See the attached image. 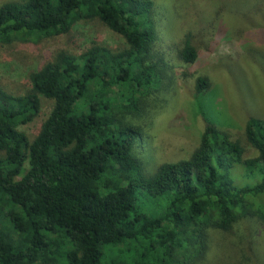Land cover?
<instances>
[{"label":"trees","instance_id":"1","mask_svg":"<svg viewBox=\"0 0 264 264\" xmlns=\"http://www.w3.org/2000/svg\"><path fill=\"white\" fill-rule=\"evenodd\" d=\"M214 1L0 5V45L65 35L80 21L127 45L59 51L30 72L26 93L0 87V264H264V118L248 115L238 138L207 120L187 158L152 172L136 152L145 124L133 117L176 75L164 52L192 66L231 18L245 33L252 11L264 12V0ZM195 77L198 97L209 81ZM43 100L52 109L30 140L19 128Z\"/></svg>","mask_w":264,"mask_h":264},{"label":"rangeland","instance_id":"2","mask_svg":"<svg viewBox=\"0 0 264 264\" xmlns=\"http://www.w3.org/2000/svg\"><path fill=\"white\" fill-rule=\"evenodd\" d=\"M12 1L16 0H0V5ZM218 2L214 1L215 8ZM260 11H252L255 26L245 33L235 30L234 18H231V30L227 27L220 30L224 24L218 23L220 33L216 43L209 52H201L192 66H183L173 55L164 52L174 66L175 78L165 91L160 87L150 91L143 104V114L133 117L135 122L145 124L136 152L145 158L147 172H152L159 161L175 162L187 158L196 147L204 130L203 122L207 120L238 138L248 115L264 118V12L259 17ZM233 15L230 12L227 16ZM172 31L170 35L176 38L175 27ZM164 40L167 41V37ZM94 44L113 51L127 46L122 37L96 21H80L65 35L0 45V87L7 93L22 95L29 89L30 72L51 61L57 52L78 56ZM180 74H187V77L181 78ZM191 74L194 79L199 76L209 81L208 89L198 97ZM51 109L50 101H41L39 115L19 130L32 140ZM254 156V151L247 148L245 157ZM252 228L255 232L258 227Z\"/></svg>","mask_w":264,"mask_h":264}]
</instances>
